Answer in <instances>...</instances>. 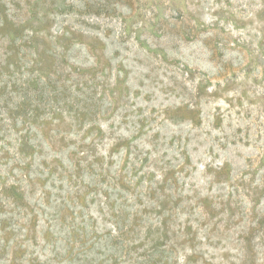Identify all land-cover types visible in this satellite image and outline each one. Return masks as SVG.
I'll use <instances>...</instances> for the list:
<instances>
[{"label":"rangeland","instance_id":"374dc122","mask_svg":"<svg viewBox=\"0 0 264 264\" xmlns=\"http://www.w3.org/2000/svg\"><path fill=\"white\" fill-rule=\"evenodd\" d=\"M0 264H264V0H0Z\"/></svg>","mask_w":264,"mask_h":264}]
</instances>
